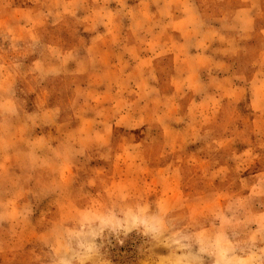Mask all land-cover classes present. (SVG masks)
Returning a JSON list of instances; mask_svg holds the SVG:
<instances>
[{"label": "rangeland", "instance_id": "obj_1", "mask_svg": "<svg viewBox=\"0 0 264 264\" xmlns=\"http://www.w3.org/2000/svg\"><path fill=\"white\" fill-rule=\"evenodd\" d=\"M0 264H264V0H0Z\"/></svg>", "mask_w": 264, "mask_h": 264}]
</instances>
